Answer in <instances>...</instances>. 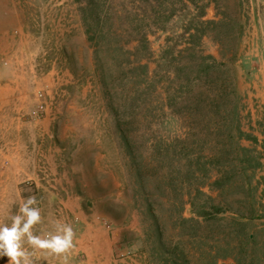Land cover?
Wrapping results in <instances>:
<instances>
[{
	"label": "rangeland",
	"instance_id": "rangeland-1",
	"mask_svg": "<svg viewBox=\"0 0 264 264\" xmlns=\"http://www.w3.org/2000/svg\"><path fill=\"white\" fill-rule=\"evenodd\" d=\"M13 79L2 121L42 185L6 223L51 194L53 219L115 230L122 264H264V0H8Z\"/></svg>",
	"mask_w": 264,
	"mask_h": 264
},
{
	"label": "crops",
	"instance_id": "crops-1",
	"mask_svg": "<svg viewBox=\"0 0 264 264\" xmlns=\"http://www.w3.org/2000/svg\"><path fill=\"white\" fill-rule=\"evenodd\" d=\"M7 2L8 0H0L1 5ZM16 92V79L7 82L0 81V215L7 213L8 208L11 206L8 204L7 199L16 198L19 200L21 195H24L21 192L23 183L28 181L29 178L33 179L36 186L42 185V179L35 175L36 171L32 170L29 164L23 167L22 157L19 154H24L25 149H30V147L17 145V113L13 115L9 125L2 121L7 115L4 106L15 97ZM34 196L38 202L51 199V194L39 195L38 193ZM78 207L79 205H77ZM40 210L44 222L43 225L37 226V234L45 235L49 232H55L54 225L56 223L70 224L73 227L76 233L75 248L68 254V264H122L121 260H115L117 253L115 230L93 220H88L84 210L79 208L73 211V217L75 218L73 222L69 221L70 210L68 209L65 211L63 209L59 210L61 212V214H57L59 219H53L54 213L52 210L54 209H50L48 206L41 207ZM0 222L6 223L3 217H0ZM7 224L10 223L7 222ZM36 257L40 258L37 264H62V257L43 251H37ZM7 261L6 256L0 257V264H7Z\"/></svg>",
	"mask_w": 264,
	"mask_h": 264
},
{
	"label": "clouds",
	"instance_id": "clouds-1",
	"mask_svg": "<svg viewBox=\"0 0 264 264\" xmlns=\"http://www.w3.org/2000/svg\"><path fill=\"white\" fill-rule=\"evenodd\" d=\"M38 200L29 196L19 204L16 214L11 215L10 224L0 222V257H7V264H37V251L62 257L68 264V254L75 248L76 233L70 224L56 223L55 232L39 235L37 226L44 218ZM31 249V250H30Z\"/></svg>",
	"mask_w": 264,
	"mask_h": 264
},
{
	"label": "trees",
	"instance_id": "trees-1",
	"mask_svg": "<svg viewBox=\"0 0 264 264\" xmlns=\"http://www.w3.org/2000/svg\"><path fill=\"white\" fill-rule=\"evenodd\" d=\"M210 58H212V57L210 56ZM212 59H213V58H212ZM213 63H215V62L213 61ZM226 111H227V113L229 114V116L237 115V114H238L237 108H235V107H234V108H231V109H228V110H226ZM236 130H237V133H238L239 137H243V136H246V137H253V139L256 140V138H255L254 136H252V135H250V134H246L245 132H243V131L240 129L239 126H237ZM257 163L260 164V162H257ZM248 239H251V238L248 237Z\"/></svg>",
	"mask_w": 264,
	"mask_h": 264
}]
</instances>
